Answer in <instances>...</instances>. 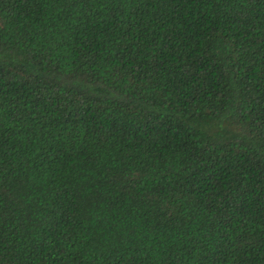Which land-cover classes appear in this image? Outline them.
Here are the masks:
<instances>
[{
  "label": "trees",
  "instance_id": "obj_1",
  "mask_svg": "<svg viewBox=\"0 0 264 264\" xmlns=\"http://www.w3.org/2000/svg\"><path fill=\"white\" fill-rule=\"evenodd\" d=\"M0 264H264V0H0Z\"/></svg>",
  "mask_w": 264,
  "mask_h": 264
}]
</instances>
